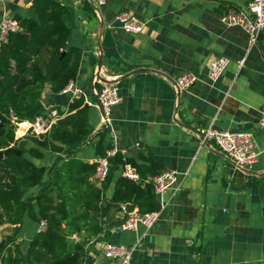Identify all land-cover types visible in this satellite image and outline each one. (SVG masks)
<instances>
[{
  "label": "crops",
  "instance_id": "1",
  "mask_svg": "<svg viewBox=\"0 0 264 264\" xmlns=\"http://www.w3.org/2000/svg\"><path fill=\"white\" fill-rule=\"evenodd\" d=\"M33 1L0 0V21L33 15ZM58 1L71 12L68 45L82 50L74 81L89 105L94 130L84 142L64 146L61 153L26 138L37 117L46 121L47 131L68 114L74 99L71 92H52L46 83L40 98L47 108L44 116L19 122L15 132L21 147H37L44 156H25L49 170L59 155L92 163L100 151L114 147L140 164L152 158L162 170L187 173L181 190L165 195L166 207L150 229L143 224L134 231L119 229L122 213L112 208L102 218L103 231L87 244L86 263L119 264L102 254L104 244L111 242L134 247L132 264H264V130L258 127L264 111V31L252 44L244 28L221 21L227 10L245 8L251 0H106L98 11L88 0ZM123 11L144 23L141 32L114 24ZM220 56L228 57L229 64L213 83L209 66ZM242 58L245 63L239 68ZM98 70L106 81L117 82L121 96L106 130L98 106L102 84L94 82ZM188 71L199 81L177 92L174 79ZM22 123L27 125L18 134ZM210 125L253 132L257 163L239 167L213 141L204 143ZM99 131L105 132L100 150ZM119 174L109 182L100 204L112 195ZM49 177L46 172L25 197L35 196ZM89 181L101 186L95 173ZM26 221L30 225L25 228ZM37 228L38 222L25 213L21 224H0V243L16 233V243L25 248Z\"/></svg>",
  "mask_w": 264,
  "mask_h": 264
},
{
  "label": "trees",
  "instance_id": "2",
  "mask_svg": "<svg viewBox=\"0 0 264 264\" xmlns=\"http://www.w3.org/2000/svg\"><path fill=\"white\" fill-rule=\"evenodd\" d=\"M31 9L33 15L15 17L20 29L11 32L0 49V112L6 118L4 122L0 120V149L16 146L23 150L21 156L0 158V224H21L27 213L38 223L46 220L47 226L37 231L25 248L16 243V233L9 235L0 243V264H78L87 259V244L103 231L102 218L112 208L126 204L144 213L160 207L152 182H135L123 176L124 165L134 166L142 180L148 173L154 175L162 169L152 158L148 164H140L118 150L110 160L106 181L98 187L89 181L95 173V163L59 155L48 170L25 156L29 153L43 157L39 148L61 153L64 146L84 142L94 130L88 121L89 105L79 96L70 102L68 114L57 119L49 130L25 136L39 148H23L15 137L17 124L25 120L26 111L41 98L46 83L51 84L52 92L62 91L70 80H75L82 58L80 47L68 45L71 12L65 4L34 0ZM26 125L20 124L17 133L21 134ZM98 135L100 150L105 132L99 131ZM46 172L50 174L48 183L35 196L25 197L29 189L41 183ZM118 172L112 195L105 205L100 204ZM74 235L79 239L72 238Z\"/></svg>",
  "mask_w": 264,
  "mask_h": 264
},
{
  "label": "built area",
  "instance_id": "3",
  "mask_svg": "<svg viewBox=\"0 0 264 264\" xmlns=\"http://www.w3.org/2000/svg\"><path fill=\"white\" fill-rule=\"evenodd\" d=\"M93 6L99 7L106 0H88ZM221 21L226 26L239 25L246 30L250 42L257 44L260 34L264 31V0H251L245 8H231L221 15ZM116 26L132 33H139L143 30L144 23L128 11L120 12L115 17ZM115 26V25H114ZM20 29L18 20L14 18H3L0 21V49L3 44L8 42L9 35L13 31ZM245 63V58L238 60V67L241 68ZM229 64V58L220 56L211 61L209 66V79L216 83L219 81L224 70ZM199 81V76L194 72H184L174 79V87L177 92L187 89ZM94 82H100L102 88L98 92V106L101 110V122L106 128L111 123L112 108L121 100L119 86L115 81H106L100 70L94 77ZM64 92H71L73 97L81 96V89L76 86L74 80H70ZM48 124L41 117H37L31 124L32 133L41 134L46 132ZM259 129L264 130V111L258 121ZM213 141L218 148L226 154L237 166H252L258 161V151L254 134L251 131H228L220 130L210 125L203 134V142ZM118 152L117 148H109L105 154L99 155L92 160L95 163V178L101 184L106 181L111 166V158ZM123 176L135 181L152 182L154 192L159 200L160 207L157 210L141 213L137 209H131L126 204L120 205L122 220L118 225L121 230H137L140 224L147 229L156 225L159 221L162 211L166 207L165 195L168 191L173 190L177 193L182 188V183L186 172L178 169H165L157 174L148 173L142 180L137 169L131 164H125L122 172ZM47 222L41 219L38 223L37 231L41 232L46 229ZM134 247L125 244H115L107 242L102 247V254L107 259H118L119 264H132V255ZM78 264H87L82 261Z\"/></svg>",
  "mask_w": 264,
  "mask_h": 264
},
{
  "label": "water",
  "instance_id": "4",
  "mask_svg": "<svg viewBox=\"0 0 264 264\" xmlns=\"http://www.w3.org/2000/svg\"><path fill=\"white\" fill-rule=\"evenodd\" d=\"M93 7L97 11L99 10V7H96V6H93ZM103 29H104V22H102L101 33H102ZM109 82H111V81H109ZM46 111H47V108L44 105V103L41 101V99H37L35 104L29 110L26 111L25 120L31 121L34 118H36L39 114L45 113ZM0 120L2 122L6 121L5 116L1 112H0ZM106 129L107 128H104L103 130H106ZM22 154H23V150L20 147H16V146H10V147L5 148V149H0V158H3V157L8 156V155L21 156ZM73 202H76V201L73 200ZM25 264H27V263H25Z\"/></svg>",
  "mask_w": 264,
  "mask_h": 264
},
{
  "label": "rangeland",
  "instance_id": "5",
  "mask_svg": "<svg viewBox=\"0 0 264 264\" xmlns=\"http://www.w3.org/2000/svg\"><path fill=\"white\" fill-rule=\"evenodd\" d=\"M30 133V132H29ZM30 225V223L28 222V221H26L25 222V228H26V226H29ZM72 238H74V239H79V236H76V235H74Z\"/></svg>",
  "mask_w": 264,
  "mask_h": 264
}]
</instances>
